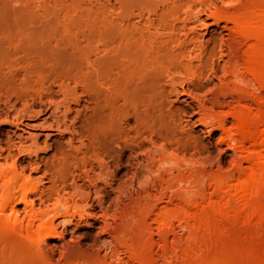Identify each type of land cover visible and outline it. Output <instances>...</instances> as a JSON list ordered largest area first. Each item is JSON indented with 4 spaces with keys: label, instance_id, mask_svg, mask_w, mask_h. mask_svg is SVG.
<instances>
[{
    "label": "rangeland",
    "instance_id": "374dc122",
    "mask_svg": "<svg viewBox=\"0 0 264 264\" xmlns=\"http://www.w3.org/2000/svg\"><path fill=\"white\" fill-rule=\"evenodd\" d=\"M171 2L0 0V169L4 172L14 166L25 175L40 176L39 187L44 191L29 197L34 209L50 210L57 203L67 204L74 216L57 226L62 237L35 240L29 245L35 254L30 264H94L97 253L110 255L102 241L108 240V228L120 212L117 188L129 182L134 167L138 181L157 192L160 188L156 178L161 169L152 168V176L146 175L144 168L132 167L137 158L150 156L156 159L157 166L162 162L159 167L170 170L168 184L172 192L210 194L216 178L230 180L237 174L230 158L232 151L221 143L224 130L218 127V119L224 116V129L230 128L234 123L230 115L237 105L256 107L251 97L259 90L246 82L247 76L245 82H231L224 92H217L219 82L214 78L222 76L219 66L223 64L218 54L220 36L202 24L197 26L191 21L186 26H197L194 34L214 46L208 44L211 51L209 48L205 55H210L212 48L217 50L213 51L216 56L211 54L212 62L211 56L205 57L211 58L207 60L211 64L214 62L215 77L205 69L199 79H189L187 73L177 69L180 60L176 55L166 57L174 55L175 49L172 55L165 56L168 49L173 50L171 44L168 43L170 48L156 44L150 48L145 32H149L148 23L153 32L165 23L157 31L167 33L169 26L181 28L193 9H188L187 4L177 7V0ZM263 2H250L248 13L263 10L264 6H259ZM187 27L175 30L185 33ZM189 32L188 36L193 35ZM238 57L235 64L243 68L242 53ZM237 67L234 69H242ZM170 72L185 74L178 77L180 74ZM207 74L212 81L207 80ZM172 75L183 81L177 87L178 94L170 88ZM100 165L106 167L107 173L94 186L84 182V169L92 167L98 172ZM140 171L145 172L141 173L143 177ZM135 182L134 188L142 191ZM78 185L85 190L89 187L91 192L98 189L99 193H91L88 202H82L72 194ZM16 206L18 215L25 216V206ZM72 209L74 214L81 212V217ZM211 251L204 256L210 261L212 255H220ZM204 258L198 261L191 257L185 264H209ZM170 261L165 264L174 263Z\"/></svg>",
    "mask_w": 264,
    "mask_h": 264
},
{
    "label": "bare ground",
    "instance_id": "6f19581e",
    "mask_svg": "<svg viewBox=\"0 0 264 264\" xmlns=\"http://www.w3.org/2000/svg\"><path fill=\"white\" fill-rule=\"evenodd\" d=\"M188 1L179 3L177 0L179 4H176L177 7L183 4L189 5L187 8L190 10L193 7L189 17L182 21L181 28L172 25L169 26L170 29L167 33L166 31L160 33L157 30L161 29L164 23L162 27L158 26V29L156 25L154 28L157 30L153 29L155 30L153 32L150 31L151 24L148 23L146 28L149 29V32L147 29L145 31L148 33V45L152 46H149L150 48H153L155 44L159 47L165 45L170 48L169 44H171L173 50L168 49L165 56L176 50L173 52L174 55L166 57L173 58L176 55L175 58L180 60L177 69L187 73L189 79L196 77L199 79L205 69L215 77L214 62L211 64L207 61L211 58H205L211 56L212 60L210 61H213V56H216L213 52L214 46L208 40L204 41L199 38L200 36L194 34L196 33L194 32L195 28L197 29L199 26L197 23L200 26L202 24L206 30L212 28L211 31L217 32L220 36L218 54L223 63L219 66L223 77L214 78H218L217 82H219L216 86L219 88H216L217 92L221 93L222 90L224 92L229 87L227 84L231 82L232 84L245 82L247 76L250 80L248 78L246 82L248 81L252 87L256 86L257 91L259 90V94L256 91L257 95L251 97L254 98L256 107H251L252 105L241 107L239 105L238 108L237 105V108L233 112L231 111L230 116L234 119V123L230 128L224 129L226 123L224 116L218 119V127L224 130L221 143L225 144L227 150L232 151V154L230 153L231 162L233 161L234 169L237 168L238 172L234 177H230V180H224V177L223 179L215 177V183L213 180L211 182L214 183V187L210 194L203 191L197 193L191 191V193L189 191L172 192L169 190L171 185L168 184L170 170L159 167L162 162L157 166L158 162L156 161V164L153 160L155 158L150 156L142 159L137 158L132 167L136 165V167L144 168L147 172L146 175H150L153 171L152 168L161 169L157 171L158 177L156 178L159 179L157 182L160 184L159 191L157 192L149 184L146 185L144 181H138L140 177L138 176L137 179V170L135 171V167L132 168L134 172L130 176L131 178H128L129 182H124V185L117 188L116 201L117 205L121 206L120 212L113 226L108 228V240L102 241L107 244L106 251L110 252V255L106 254L102 257L100 252L97 253L94 255L95 259L91 258L94 264L96 261L97 263L101 261L103 264H125L126 262V264H165L167 260H173V264H185L191 257H197L198 261L202 260L206 256L205 254L211 250L219 252L220 255L217 258L212 255V261L205 257L207 262L210 261L209 264H264V8L258 12L255 11L257 9L252 11L250 8L252 12L248 13V4L254 0H190L192 4ZM260 3L262 4V2ZM173 5L174 9H177L176 5ZM259 6L263 7L264 5ZM252 7L254 8L253 5ZM246 13L248 16L245 15ZM200 15H204V18L201 19ZM191 21L197 26L189 27L188 24L189 31L193 34L188 36L187 32L189 31L186 23ZM186 27L187 32L185 33L175 30L180 28L184 31ZM151 39L153 42L149 43ZM208 44L213 47V56L212 52L210 55H205L211 47L208 48ZM209 50L211 51V48ZM159 53H161V49ZM239 53H242L244 57V66L242 68L241 64V67H238L242 69L236 70L234 67L236 68L238 63L235 61L236 57L239 58ZM181 61L188 62L183 65L180 63ZM170 73L180 74V72ZM182 74L178 77H181ZM207 75V80H210L211 76ZM172 77L171 91L178 94L177 87L182 86V78L176 79L174 75ZM228 91V94L231 95V90ZM235 92L233 90V94ZM236 93H240V90L239 92L237 90ZM68 133L73 134L70 130ZM69 138L71 139V137ZM70 139L69 142L72 141ZM8 168L7 172L0 169V264H30L35 254L32 249L30 250L29 245L34 244L35 240L47 241L60 238L62 233L57 231V226L63 222H69L74 216L67 208L68 206L66 207L67 204L57 203L50 210L34 209L33 202L29 197L44 191V187H39L42 182L38 181V176L34 178L31 174L25 175L24 172H18L14 166ZM94 169L92 167L84 169L82 177L84 182L91 183L92 186L97 179L107 173L106 167L103 166L98 168V172H95ZM154 172L156 171L154 170ZM141 173L145 172L140 171ZM156 173H154L155 176ZM141 177H143L142 174ZM147 177L145 176V179ZM136 180L140 187L138 188L142 191L135 189L137 187L134 188ZM152 181H149L151 185ZM140 184L142 185L140 186ZM91 190L89 187L85 190L84 187L78 185L73 188L72 194L82 202H86L91 193H99L98 189L97 191L93 189L95 192H91ZM72 194L66 193L67 196ZM17 203H22L25 206V216L18 215ZM64 208L65 210L62 211ZM73 208L77 209L78 207ZM139 209L140 212H138ZM72 210L74 214V209ZM7 211L9 213L4 214ZM82 211L84 212V210ZM80 213L79 211L75 212L78 217H81ZM17 227L21 228L20 231L16 230ZM212 251L211 253L214 254ZM88 261L91 262V260Z\"/></svg>",
    "mask_w": 264,
    "mask_h": 264
}]
</instances>
